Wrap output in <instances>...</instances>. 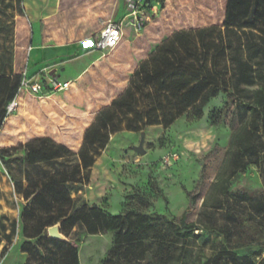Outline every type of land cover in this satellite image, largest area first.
I'll return each instance as SVG.
<instances>
[{
	"label": "trees",
	"instance_id": "1",
	"mask_svg": "<svg viewBox=\"0 0 264 264\" xmlns=\"http://www.w3.org/2000/svg\"><path fill=\"white\" fill-rule=\"evenodd\" d=\"M164 2L160 0L159 6ZM180 2L179 24H197L202 8L210 12L207 18L212 19L214 7L205 6L202 0ZM119 10V0H89L77 5H73V0H61L60 12L41 22L42 46L92 39L109 21L117 20ZM142 10L141 32L128 24L131 16L124 14L117 20L123 28L118 45L100 53L83 76L71 81L69 88L49 97L21 89L32 47V25L25 16L17 20L14 74L0 77V162L8 169L15 164L39 167L75 161L28 178L25 188L14 181L16 192L24 200L18 225H23L27 240L21 246V252L28 256L25 264H80L76 243L49 238L47 230L57 224L67 239L78 225L90 236L111 234L112 247L100 264H200L195 247L201 236L196 232L211 228L190 221L187 212L179 218L149 214L152 202L135 193L125 197L117 215L96 204L76 207L68 186L89 183L91 170L111 136L140 133L150 126L167 129L183 116L201 120L204 108L220 94L233 98L243 115L258 118L256 128L262 130L264 138V96L256 104L245 96L246 88L256 86L262 76L248 61H233L230 57L231 34L257 37L264 44V0H225L219 24L211 21L205 26L175 30L163 29V20L148 25L149 15L153 18L155 14ZM154 29L157 33L153 36ZM141 33L144 37L139 39L137 34ZM127 38L142 44L136 46L134 53L115 56ZM244 49L240 45L242 55ZM258 52L263 53L264 49ZM15 99L18 107L8 113V105ZM33 100L49 105L55 102L76 113L99 110L93 119L71 118L70 123L83 128L63 142L55 137L59 130L54 123L42 121V116L35 113ZM217 118L214 111L210 113L212 123L216 124ZM251 134L244 124L232 133L228 149L231 165H223L222 171L237 172L246 159L245 153L254 149L253 164L264 179V143L260 147L254 144ZM228 191L225 181H216L201 207L220 209L219 195ZM195 204L196 198L190 195L189 206ZM222 258H227L226 264H253L247 258L239 261L236 254L225 249L209 264H220Z\"/></svg>",
	"mask_w": 264,
	"mask_h": 264
},
{
	"label": "rangeland",
	"instance_id": "2",
	"mask_svg": "<svg viewBox=\"0 0 264 264\" xmlns=\"http://www.w3.org/2000/svg\"><path fill=\"white\" fill-rule=\"evenodd\" d=\"M159 1L146 0L147 3L144 4L142 0L139 9L145 8L149 14H155L153 18L149 15L151 21L148 25H157L158 21L163 20L161 25L165 30L205 26L211 21L219 24L225 3V0H202L205 6L214 7L212 19L207 18L210 12L202 8L199 19L196 20L197 24L183 25L177 20L182 7L180 0H165L161 7ZM9 7L12 12L8 11ZM15 9L19 11L20 0H0V65L3 67L11 64V54L9 52V58L6 54L13 48ZM123 16L119 14L116 19ZM127 31L132 33L131 29ZM155 31H152L153 36L156 35ZM137 35L140 36L139 39L144 37V33ZM230 41V57L233 61L239 58L248 61L254 67L255 73L262 76L256 86L246 88L247 101L256 104L259 97L264 96V52L256 54L259 49H264V44L259 42L257 37H240L237 34H231ZM240 45L245 48L243 55L239 52ZM42 79L43 77L37 78L40 82ZM32 103L35 113L42 116V121H50L58 128V135L55 137L63 142L65 138H72V133L83 128L70 123L71 118L93 119L99 110L95 108L90 112L76 113L74 109L55 102L49 105L33 100ZM213 111L218 117L216 124L210 120V113ZM257 123L258 118L251 117L250 114L243 115L237 109L233 98L220 94L204 108L201 120L183 116L167 129L163 126H150L140 133L124 132L113 135L109 147L102 152L103 156L96 170L97 186L106 189L108 193L87 204L104 206L115 215L119 210L122 211L127 195H144L153 204L148 210L149 214L158 213L169 218H179L187 212L190 221L211 228L196 232L201 236L195 247L201 260L200 264H209L223 249L236 254L239 261L247 258L253 264H264V179L260 170L253 164L254 149L245 153L246 159L240 164L241 168L237 172L231 174L226 170L222 171L223 165H231L232 157L228 154L230 139L232 133L242 124L248 126L254 144L260 147V144L264 143L262 130L257 131ZM142 138L145 156L135 151ZM73 162L75 161H61L55 165L45 164L39 167L15 164L7 170L13 182L18 181L25 188L28 178L37 177L42 172ZM221 179L229 187L226 194L219 195L221 208H202V201L208 195L211 185ZM68 188L73 191L71 195H76V207L85 204L81 202L82 198L77 197L89 193V186L76 187L78 189L75 190V187L69 185ZM188 195L196 198L195 205L189 206ZM200 228L203 229V226ZM17 230L20 237L17 245L19 252H12L11 256H8L9 251L6 250L2 259L6 264H25L28 259V256L22 255L21 252L22 244L27 241L22 231L23 225L20 224ZM68 240L77 244L80 264H100L112 247L111 234L90 236L81 225L72 230ZM40 253L44 254V251L41 250ZM226 261L227 258H222L220 264H226Z\"/></svg>",
	"mask_w": 264,
	"mask_h": 264
},
{
	"label": "crops",
	"instance_id": "3",
	"mask_svg": "<svg viewBox=\"0 0 264 264\" xmlns=\"http://www.w3.org/2000/svg\"><path fill=\"white\" fill-rule=\"evenodd\" d=\"M7 1L10 2V0ZM83 1L87 2L89 0H73V5H77ZM119 1V14L124 15L126 8L129 7L130 1ZM60 4L61 0H20L19 11L17 9L14 10L13 48L11 51L8 50V54H6V57L9 58L10 52L11 64L5 67L0 65V77H10L14 74L17 30L16 24L18 18L24 16L32 25V47L28 53L26 67L27 79L34 80L37 77H41V73L44 70H47L50 75L58 78L59 80L72 81L71 79H73L74 81L83 76L99 58L100 53L94 50L92 46L93 38L63 46H42L41 22L43 19L57 15L60 12ZM8 11L12 12L10 7ZM141 44L142 43L140 42H134L132 39L127 38L124 40L121 48L115 56L125 57L130 52L134 53L136 46ZM107 147H109V144ZM102 156L103 153L96 160V163L91 170L89 183L87 185H70L75 187V190L78 189L76 187L89 186V193H86L82 197L79 195L77 197L78 199L82 198V203L87 204L88 202L101 198L108 193L106 189L97 186L98 175L96 170ZM71 196L76 203V195L74 194ZM116 198L118 199L119 196ZM117 203L119 205V201ZM23 205L24 200L22 195L16 192L14 182L10 178L8 170L5 169L0 162V264H6L5 261L3 262L2 260L6 254V250L9 251L8 256H11L12 252H19L17 245L20 237L17 228L19 226L18 222ZM110 213L114 215L113 212ZM4 249H6L5 254L2 255ZM22 255H24V253Z\"/></svg>",
	"mask_w": 264,
	"mask_h": 264
},
{
	"label": "built area",
	"instance_id": "4",
	"mask_svg": "<svg viewBox=\"0 0 264 264\" xmlns=\"http://www.w3.org/2000/svg\"><path fill=\"white\" fill-rule=\"evenodd\" d=\"M140 6H142V0H133L130 2L129 7H127L124 12L125 15L131 16L128 24L132 25L137 33L142 31V22L139 18V15L143 13V10L139 9ZM122 33L123 28L120 21H109L103 27V29L93 38L92 46L94 50L102 53L108 48L117 46ZM41 77H43L41 82L37 80L38 77L34 80H29L27 79L25 73L24 78L21 82V89L40 97H49L55 92H61L69 88V86L71 85V81L59 80L58 78L50 75L47 70H44L41 73ZM17 107L18 101L15 99L8 105V113H14Z\"/></svg>",
	"mask_w": 264,
	"mask_h": 264
},
{
	"label": "water",
	"instance_id": "5",
	"mask_svg": "<svg viewBox=\"0 0 264 264\" xmlns=\"http://www.w3.org/2000/svg\"><path fill=\"white\" fill-rule=\"evenodd\" d=\"M129 1L131 2L133 0H129ZM143 145H144V139L142 138L140 145L138 147H135V151L138 152L141 156L146 155V151L144 150ZM47 233L49 238L51 239L62 242H69V240L60 233V224L50 227L47 230Z\"/></svg>",
	"mask_w": 264,
	"mask_h": 264
}]
</instances>
